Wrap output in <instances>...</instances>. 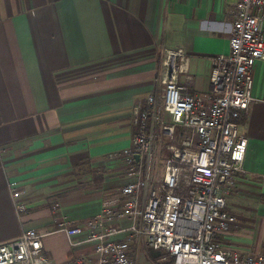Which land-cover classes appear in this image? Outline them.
<instances>
[{
  "label": "crops",
  "instance_id": "0c3cea01",
  "mask_svg": "<svg viewBox=\"0 0 264 264\" xmlns=\"http://www.w3.org/2000/svg\"><path fill=\"white\" fill-rule=\"evenodd\" d=\"M237 2L0 0V244L28 229L55 231L61 217L83 225L120 196L133 181L124 155L135 134L133 108L159 89L165 51L182 49L188 61L180 85L209 95L212 59L230 53ZM253 80L254 101L238 122L249 141L244 170L225 196L237 222L220 240L259 254L264 62ZM86 237L47 235L49 264L95 258L93 246L81 243Z\"/></svg>",
  "mask_w": 264,
  "mask_h": 264
},
{
  "label": "built area",
  "instance_id": "2783aa9c",
  "mask_svg": "<svg viewBox=\"0 0 264 264\" xmlns=\"http://www.w3.org/2000/svg\"><path fill=\"white\" fill-rule=\"evenodd\" d=\"M187 61L182 49H167L159 89L133 108L135 134L124 152L133 181L120 196L104 201L83 225L61 217L55 231L28 229L1 243L0 264H49L44 238L53 233L70 239L87 233L81 243L93 246L95 258L76 256L70 264H138L142 246L163 251L174 264H264V253L239 251L220 240L237 222L225 196L244 170L249 141L238 122L254 101L255 66L264 62V0L235 5L230 53L212 59L209 95L180 85ZM162 135L178 143L167 147L165 175L155 180ZM10 189L14 198L19 195L17 182ZM123 221L131 224L118 226Z\"/></svg>",
  "mask_w": 264,
  "mask_h": 264
},
{
  "label": "rangeland",
  "instance_id": "374dc122",
  "mask_svg": "<svg viewBox=\"0 0 264 264\" xmlns=\"http://www.w3.org/2000/svg\"><path fill=\"white\" fill-rule=\"evenodd\" d=\"M177 139H171L170 137L162 135V149L158 153L155 161V172L153 174L155 180L162 179L165 175L166 160L169 156L168 146L177 144ZM144 189L141 191V197L143 196ZM138 264H172L169 259H165L166 255L163 251H157L146 246H142L140 249ZM174 264V263H173Z\"/></svg>",
  "mask_w": 264,
  "mask_h": 264
},
{
  "label": "water",
  "instance_id": "95a60500",
  "mask_svg": "<svg viewBox=\"0 0 264 264\" xmlns=\"http://www.w3.org/2000/svg\"><path fill=\"white\" fill-rule=\"evenodd\" d=\"M136 159H137V160H139V159H140V156H139V155H137V156H136Z\"/></svg>",
  "mask_w": 264,
  "mask_h": 264
},
{
  "label": "trees",
  "instance_id": "16d2710c",
  "mask_svg": "<svg viewBox=\"0 0 264 264\" xmlns=\"http://www.w3.org/2000/svg\"><path fill=\"white\" fill-rule=\"evenodd\" d=\"M173 262V261H172ZM173 264V263H172Z\"/></svg>",
  "mask_w": 264,
  "mask_h": 264
}]
</instances>
